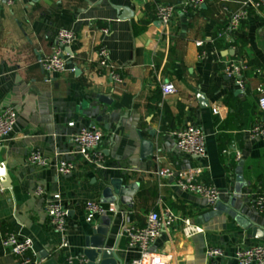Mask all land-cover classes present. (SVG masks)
I'll return each mask as SVG.
<instances>
[{"label": "crops", "instance_id": "0c3cea01", "mask_svg": "<svg viewBox=\"0 0 264 264\" xmlns=\"http://www.w3.org/2000/svg\"><path fill=\"white\" fill-rule=\"evenodd\" d=\"M185 1L22 0L12 7L0 3V110L10 106L18 114L12 139L0 144V163L7 165L12 181L10 189L0 182V264L20 262L2 247L6 232L33 241L36 264H69V257L73 264H82L85 237L102 219L88 224L85 204H103L104 184L122 177L125 184L139 187L131 208L121 206L118 213L107 215L115 218L109 245L118 244L122 264L139 256L127 249L122 228L144 225L150 212L171 210L203 229L193 238L185 237L181 222L165 231L152 251L166 255L168 264H208L209 247L224 251L217 264H237L238 250L264 245V215L253 205L264 189V139L249 134L264 119L257 104L264 93V5L237 33L224 37L222 8L236 10L238 0H206L197 11L178 8L167 29L157 21L155 3L180 6ZM63 29L76 36L65 48L67 70L49 75L40 60L51 53ZM101 46L120 69L122 84L99 72ZM228 60L247 65L245 91L223 73L222 63ZM166 83L176 92L165 98L161 86ZM215 107L220 115L213 114ZM91 125L103 132L102 171L87 167L71 142L75 133ZM188 125L199 127L207 137L204 159L183 155L176 147L173 133ZM33 150L49 159L62 155L79 169L61 176L53 168L31 167L28 155ZM241 163L245 187L237 195ZM164 169L175 174L201 169L198 181L218 188L223 207L244 221L230 213L211 216L214 207L176 187V179L162 177ZM36 187L47 196H62L69 249L60 250L63 237L49 228L46 196L37 195Z\"/></svg>", "mask_w": 264, "mask_h": 264}, {"label": "built area", "instance_id": "2783aa9c", "mask_svg": "<svg viewBox=\"0 0 264 264\" xmlns=\"http://www.w3.org/2000/svg\"><path fill=\"white\" fill-rule=\"evenodd\" d=\"M22 0H0V3L8 7L14 6ZM154 1L155 0H148ZM206 0H186L180 6L174 4L155 3V17L164 27L168 28L173 23L174 16L178 8L183 11L199 10ZM238 8L231 10L228 7L222 8V16L225 18V28L221 37L230 36L237 33L252 12L259 13L264 0H238ZM102 33L107 35L108 29H103ZM76 39L75 34L69 30H61L57 34L55 45L51 53L45 55L40 60V65L44 72L49 75L63 74L67 70L68 60L65 48L69 47ZM198 47L202 43H197ZM203 57V56H202ZM223 73L233 78L236 87L245 91V72L247 65L241 61L228 60L222 63ZM98 70L100 73L107 74L112 81L117 84L123 83L121 71L110 60V53L106 47L101 46L98 50ZM176 92L172 83L161 86L163 97H169ZM258 108L264 117V93L260 94L257 100ZM214 115H220V109L215 107L212 110ZM18 114L13 107H4L0 110V144L9 142L12 139ZM253 139H264V119L249 130ZM176 147L186 156L204 159L207 156V137L205 133L194 125H188L173 133ZM103 132L97 125H91L80 129L72 136L71 142L76 148V154L81 161L94 171H102L106 168V161L101 150ZM224 153H227L225 151ZM237 159L241 155L237 152ZM28 165L37 168H53L58 175L70 176L79 169L78 164L66 160L62 155H56L54 159H49L39 151L33 150L28 155ZM202 174L201 169H196L189 173L175 174L173 171L164 169L160 175L165 178L176 179L175 186L184 192L195 194L207 200L210 207H214L220 199L221 192L218 188L198 181L197 177ZM35 193L39 196H46L44 211L49 219V228L52 232L63 237L60 250L70 248L68 240L67 216L68 212L64 207L63 199L60 194L47 196L41 187H36ZM254 208L264 215V189L255 198ZM86 222L94 223L99 218L115 213L113 204L103 205L96 201H88L85 204ZM178 222L182 223V232L187 238H193L203 233L200 226L194 225L189 219L178 218L171 210L163 213L150 212L144 225L126 224L121 230V236L126 239L127 249L137 251L138 257L133 259L130 264H168L169 259L162 253L152 251V246L161 235L173 228ZM4 251L20 260L19 264H36L34 259V243L31 239L23 238L18 233L6 232L2 238ZM224 257V251L220 248L209 247L206 250L208 264H217V260ZM237 264H264V245H258L249 249H240L234 256ZM74 259L69 257L68 263L73 264ZM83 263V261H82Z\"/></svg>", "mask_w": 264, "mask_h": 264}, {"label": "water", "instance_id": "95a60500", "mask_svg": "<svg viewBox=\"0 0 264 264\" xmlns=\"http://www.w3.org/2000/svg\"><path fill=\"white\" fill-rule=\"evenodd\" d=\"M236 171L237 183L236 194L241 195L242 189L245 187L243 181L242 163ZM126 178L112 179L109 183L104 184L102 191V203L113 204L115 213L120 211L121 206L131 208L134 202V196L138 191L137 184H125ZM0 182L4 189L11 188V179L5 163H0ZM222 213H230L240 222L243 218L235 211H231L228 207H223L218 201L214 206L211 216H217ZM115 224V218L104 216L101 219L99 226L93 228L89 235L85 237V246L81 255L82 264H122V261L117 254L118 244L109 245L110 233ZM246 225V224H245ZM259 238H261L259 236Z\"/></svg>", "mask_w": 264, "mask_h": 264}]
</instances>
